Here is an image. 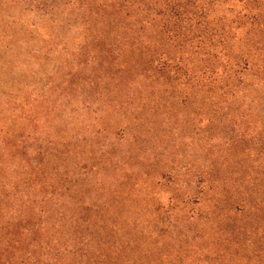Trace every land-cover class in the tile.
Listing matches in <instances>:
<instances>
[{
    "label": "trees",
    "instance_id": "trees-1",
    "mask_svg": "<svg viewBox=\"0 0 264 264\" xmlns=\"http://www.w3.org/2000/svg\"><path fill=\"white\" fill-rule=\"evenodd\" d=\"M0 264H264V0H0Z\"/></svg>",
    "mask_w": 264,
    "mask_h": 264
},
{
    "label": "rangeland",
    "instance_id": "rangeland-1",
    "mask_svg": "<svg viewBox=\"0 0 264 264\" xmlns=\"http://www.w3.org/2000/svg\"><path fill=\"white\" fill-rule=\"evenodd\" d=\"M17 16H19L21 18V15L18 14V13H17ZM23 20H24L25 25H27V26H29L30 24L40 25L39 30H38V33H40V35L44 34L46 32V30H47L48 26H46L45 24L41 25V24H39V22L37 23V20L36 19H32L31 16H25V17H23ZM16 31H17V27H15V31L14 32H16ZM163 196H162V198L165 200V197H163Z\"/></svg>",
    "mask_w": 264,
    "mask_h": 264
}]
</instances>
